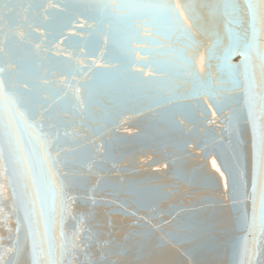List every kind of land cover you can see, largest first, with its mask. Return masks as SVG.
<instances>
[{"label":"snow or ice","instance_id":"obj_1","mask_svg":"<svg viewBox=\"0 0 264 264\" xmlns=\"http://www.w3.org/2000/svg\"><path fill=\"white\" fill-rule=\"evenodd\" d=\"M57 7L60 12L51 11ZM41 12L45 20L53 16L68 20L83 17L88 27L82 26L79 31L103 36L109 47L118 45L123 50L122 57L111 56L107 49L100 57L109 63L115 60L117 66L99 68L94 62L73 63L75 53L67 60H58L51 54V44L61 32L41 21ZM36 28L45 33L43 44L36 43ZM142 28L148 30L149 38L141 36ZM0 37V200L10 201L9 214L14 225L7 228L6 243L0 237V264H20L19 258L25 252L30 256V264H73L78 256L85 257L81 264H118L109 259L117 253L106 251L105 244H98V254L85 251L90 248L89 230L81 228L85 221L73 210L78 202H84L76 193L84 184L77 173L64 167L60 132L56 130L58 122L53 118L56 107L65 111L71 107L72 114L79 116L91 115L95 106L107 115L134 99L143 102L141 111L159 107L158 115L167 120L177 111L183 114V110L193 108L181 103L186 100H196L206 115L200 97L209 98L214 116L224 111L221 102L228 105V114L221 123L222 131L235 138L229 140L231 163L223 165L221 171L213 160V167L222 176H228V198L234 205H244L236 213L246 229L238 264H256L264 240V0H77L48 5L43 0L28 4L0 0ZM201 38L208 41L207 57L203 75H197L191 70L192 58L187 52L193 47L198 49ZM72 39L66 37L65 42ZM133 42L151 47H131ZM21 51L23 57L18 55ZM141 53L166 59H133V54ZM235 55L240 60L232 63ZM37 62L45 68L42 74L35 71ZM134 65H166V79L157 82L165 87L152 93L139 79L141 73L131 71ZM56 74L66 77L62 83L55 82ZM185 77H191L186 81L192 85L189 91L180 83ZM148 81H153V77L149 76ZM242 121L251 130L250 189L241 150ZM171 123L179 129L174 120ZM91 131L99 133L103 129ZM89 143L91 150L83 149L80 166L91 173L93 165L101 168L105 157L97 161L98 146ZM103 187L98 181L95 190ZM93 195L90 192L86 199L96 204ZM119 203L126 209V202ZM4 211L0 208V214ZM92 214L89 212L88 216ZM69 218L76 222L71 232L66 230ZM176 229L164 233L168 242L191 238L178 232L191 233L193 225L178 224Z\"/></svg>","mask_w":264,"mask_h":264},{"label":"water","instance_id":"obj_2","mask_svg":"<svg viewBox=\"0 0 264 264\" xmlns=\"http://www.w3.org/2000/svg\"><path fill=\"white\" fill-rule=\"evenodd\" d=\"M18 2L28 4L32 0ZM43 2L48 5L75 3L77 0ZM51 11L57 13L61 9L57 7ZM22 18L23 13L20 16ZM39 18L46 25L61 32L51 44V54L58 60H67L75 53L73 63L94 62L96 67L108 68L117 64L115 60L109 63L100 59L106 49L113 57L123 56V50L118 45L109 47L105 37L79 31L82 26L88 27L83 17L76 16L75 19L68 20L66 17L53 16L50 20H45L44 13L41 12ZM34 34L39 38L36 43L43 44V29L36 28ZM141 36L149 38L148 30L142 28ZM66 37L73 39L66 43ZM201 40L202 44L198 49L193 47L187 52L192 58L191 70L197 75H203V64L207 57L208 41L203 38ZM32 47L35 48V43ZM131 47L151 46L133 42ZM44 51L47 52L46 49ZM88 52H94L95 55L85 57L84 54ZM18 55L23 57V51ZM133 59L164 60L166 57L153 58L141 53L133 54ZM239 60L238 55L231 58L232 63ZM44 70L37 62L35 71L42 74ZM131 71L141 73L139 79L145 82L146 88L152 89V93L165 87L157 82L166 79V65L156 68L134 65ZM212 75L215 87V67ZM149 76L153 77V81H148ZM65 78L59 74L54 76L57 84L62 83ZM189 79L191 77L180 81L185 91L191 90L192 85L186 82ZM199 99L206 115L197 106L196 100H186L181 103L193 105V108L183 110V114L177 111L175 116H169L167 120L158 115L161 112L159 107L141 111L143 102L134 99L107 115L99 112L95 106L90 110L91 115L79 116L72 114L71 107L67 111L56 107L53 118L58 122L56 130L60 132L64 167L77 173L84 184V187L76 189L84 202H78L73 210L85 221L81 223V228L89 230L90 248L85 251L98 254V244H105L106 251L117 253L109 259L118 264H238L246 229L238 221L236 213L243 210L244 205H234L228 198L231 195L230 190L225 187L228 176H222L213 167V160L221 171H224L223 165L231 163L229 140L234 141L235 138L222 131L221 123L228 114V105L221 102L224 111L217 112L214 116L215 109L209 107V98ZM172 120L179 124V129L173 126ZM98 128L103 131H91ZM240 130L241 150L250 189L251 130L243 121ZM76 133L79 135H75ZM90 141L98 146L95 159L100 161L101 156L105 157L101 168L96 169L93 165L91 173L80 166L83 149L91 150ZM101 144L103 147H100ZM98 181L104 187L96 191ZM90 192L94 193L96 204L86 199ZM120 201L126 202V209L120 206ZM0 208L5 210L0 214V237L6 243L7 228L14 227L13 218L9 214L10 201L0 200ZM247 208L250 212V202ZM89 212L93 213L90 217ZM5 219L8 221L7 225ZM75 223L69 218L66 221V230L71 232ZM178 224L193 225L191 233L183 230L178 232L180 236L191 238L182 242H168L164 233L177 231ZM141 232L145 235H136ZM81 237L84 238L83 232ZM117 245L120 247H116ZM259 247L261 251L256 257V264H264V240ZM121 249L123 254H120ZM19 259L20 264H30L27 252ZM84 259V256L75 257L73 264H81Z\"/></svg>","mask_w":264,"mask_h":264}]
</instances>
